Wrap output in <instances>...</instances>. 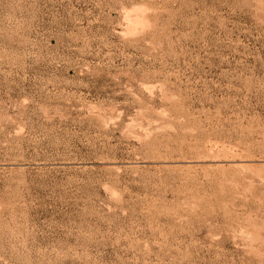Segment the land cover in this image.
Returning a JSON list of instances; mask_svg holds the SVG:
<instances>
[{"label":"rangeland","instance_id":"374dc122","mask_svg":"<svg viewBox=\"0 0 264 264\" xmlns=\"http://www.w3.org/2000/svg\"><path fill=\"white\" fill-rule=\"evenodd\" d=\"M0 264H264V0H0Z\"/></svg>","mask_w":264,"mask_h":264}]
</instances>
